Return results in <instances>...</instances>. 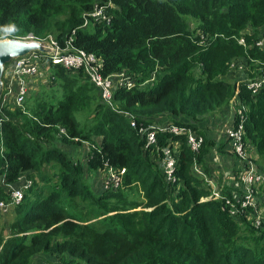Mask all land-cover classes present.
<instances>
[{"label": "trees", "instance_id": "obj_1", "mask_svg": "<svg viewBox=\"0 0 264 264\" xmlns=\"http://www.w3.org/2000/svg\"><path fill=\"white\" fill-rule=\"evenodd\" d=\"M108 4L109 22L91 21L82 27L94 7ZM10 25L14 31H6ZM262 27L264 0H0V39L31 35L63 47L71 38L74 48L98 58L103 77L125 73L134 85L114 94L113 104L121 111L96 105L99 120L87 130L76 124L73 114L81 91L94 87L83 71L51 65L47 81L60 82L63 91L56 106L37 104L33 115L39 123L19 108L16 122L0 121V193L8 185L17 188L23 174L43 164L54 161L58 168L54 187L43 192L33 184L14 206L8 234L0 231V264H32L44 255L58 264H264V229L241 225L224 201L197 203L210 191H199L203 184L192 174L185 138L160 133L155 146H146L144 134L138 133L146 125L138 118L141 114L188 113L194 119L198 110L214 115L233 105L235 123L240 115L244 120V141L264 165V88L252 99L245 83L235 89L224 80L235 50L248 61L264 62V53L253 47ZM245 29L251 36L242 35ZM241 38L246 48L238 44ZM37 77L42 79L41 70ZM131 112L137 115L136 128L126 114ZM57 128L70 139L87 142L83 167L58 150L59 144L79 143L65 136L55 139ZM93 136L100 137L99 144ZM168 142L180 144L171 184L148 162L151 157L161 161ZM104 168L126 170L120 189L96 190ZM88 175L90 187L81 181ZM38 180L41 185L52 183L42 174ZM135 182L151 207L138 228L131 218L107 216L105 210L108 202L119 199V191L130 190ZM180 182L184 190L177 191ZM2 201H9V193Z\"/></svg>", "mask_w": 264, "mask_h": 264}, {"label": "rangeland", "instance_id": "obj_2", "mask_svg": "<svg viewBox=\"0 0 264 264\" xmlns=\"http://www.w3.org/2000/svg\"><path fill=\"white\" fill-rule=\"evenodd\" d=\"M190 29L193 30L191 25H190ZM243 32L244 33H242V35L245 37L251 36L252 34V32H246V29ZM25 39L26 40L24 41H36L38 43H45V44L50 43V39H34L31 35H27ZM235 51L238 54L235 55L234 59L232 58L233 60L231 59L232 60L231 65L229 67L228 74L224 78V80L227 81L229 84L234 85L235 89H237L241 81H245L250 76L249 73L251 71L253 70L260 71L261 68L251 64L250 61H248V59L242 57V55L239 54L241 50H235ZM12 63L13 61L5 69L7 68L9 69ZM41 73H42V79H39V77H35L33 80L30 81L28 85V94L24 101L25 104L19 108L21 109L22 114L27 115V118L29 120L32 119L33 121H37L38 123L39 120L37 119V117L33 115L36 105L41 103L49 106L51 105L56 106L58 101L61 100L63 97V91L59 86L60 82L51 84L50 79L47 81L50 73L49 71H47V68L45 67L41 68ZM3 80L4 78H2L3 86H2V93L0 94V121L6 120L7 122L9 121L16 122L15 119L16 117L14 116V114L16 113V108L18 107H15L13 104H11V102H13L12 100L13 95L10 96L11 98L6 96L7 94V90L5 87L6 81ZM79 97L80 98L79 101L76 103L77 106L76 109L74 110L73 115L76 124H78L79 126H85L87 127L88 130L89 128H92L99 120L98 116L94 114V110L96 105H98L100 101L97 92L91 86L85 90H82ZM110 108L114 111L116 109L120 110L117 103H115V105L112 104ZM235 112L236 109L234 110L233 105H230L229 107L224 108L223 111H221L220 113L214 115L201 114V112L199 113L198 110L197 111L198 114L194 119L188 113L179 115V117H175V116L170 117L167 114L160 112L153 113V115L141 114L138 116V118H140L141 121L146 122L147 125L150 126L156 125L159 128H166L165 127L166 124L170 121L175 120L176 122H182L187 124L189 129H191L192 132L191 135L195 134L203 138L204 145L198 156L194 158V163L192 165V170H193L192 174L195 178H198V180L203 184L200 187L199 191L201 192L204 190L210 191L207 201H211L214 200L211 197V186L212 188H215V190L218 188L220 194L226 198H230V196L235 195L233 180L239 174L237 170L238 160L231 152H229L228 144L224 136L225 128L233 125V115L235 114ZM126 114H128V116H130L132 120H135V117H137V115L135 116L132 112L130 114L129 113ZM230 115H232L231 118ZM57 129H58V133L55 134L54 137L55 139H59L61 136H65L69 138L63 128H57ZM1 138H0V156L4 150L3 135ZM70 140L74 142H78L79 144H67L64 146L59 144L57 148L59 151L70 157L74 162H77L81 167H83L84 158H86V154H87L88 144L87 142H84L83 140L80 139H74V140L70 139ZM93 140L99 144L100 137L93 136ZM48 143L51 145L50 142ZM244 144L247 145V147L253 149L252 145L249 142L244 141ZM173 145L178 147L180 146V144L172 143V146ZM254 156L255 154H252L251 158L254 159ZM53 162L54 161H52L47 165L43 164L42 166L39 167V170H35L27 174H23L19 179L16 187L23 188L24 186L29 184L26 193L24 192L25 194H27L30 191V188L33 186V184L38 189L43 188V192H45L46 187L47 188L54 187V183L57 181L58 168L52 165ZM148 162L156 170H158V173L160 175L163 176V179L165 180L166 184L173 183L174 181L173 177H171L170 180H168L162 173V167L160 170V165H161L160 160L151 157V159H149ZM256 164L259 167V170L264 175L263 162L259 163L258 161ZM40 174L48 177L49 182L52 183L50 185H41V183H39L38 180V176ZM125 174H126V170L124 169H121L120 172H115L114 170L111 169H108L107 171L105 170V168L102 169L101 176L99 177L101 188L97 187L96 190L104 192L108 188L115 191L120 189L121 185L124 184ZM80 176L82 177V171ZM86 178L88 180L82 178L81 181L85 183L86 186L90 187L89 180L91 179V175H88ZM135 183L137 184H132L130 190L123 189V191L121 192L119 191V199H115L108 202L105 206V210H108L107 216L119 215V219L131 218L132 222L138 228L139 224L141 223L142 216L145 213L150 212L151 207L149 206V201H147V199L144 196V192L140 187V183L138 182ZM182 185L183 183L180 182L177 187V191L179 190V188H181V190L183 189L182 187L184 185L183 186ZM2 186L3 184L0 180V188ZM4 191H5L4 194L3 192L0 193V202L4 198L5 193H8L5 189ZM257 193H259L257 199H259L262 202L261 198H263L264 200V193L260 191L259 192L257 191ZM260 193H262L261 196ZM204 202H206V198L201 197L198 199L197 203L203 204ZM15 207L8 205L6 210L0 209V231L4 230L3 231L4 235L8 234L7 231L8 226L12 223L13 218L15 216V211L13 210ZM70 212L72 214L73 211ZM257 214L258 216L264 219V210L262 209V206L259 208ZM238 217H240L242 220L240 222L241 225H245L249 223L252 228L258 229V227L255 225L254 218H249L248 215L246 216L238 215ZM92 222H96V220H92Z\"/></svg>", "mask_w": 264, "mask_h": 264}, {"label": "built area", "instance_id": "obj_3", "mask_svg": "<svg viewBox=\"0 0 264 264\" xmlns=\"http://www.w3.org/2000/svg\"><path fill=\"white\" fill-rule=\"evenodd\" d=\"M109 7L110 4L107 5V8L98 6L94 7L89 15L84 16L82 27H88L91 21L109 22L110 18L107 11ZM21 40L26 39L24 38ZM49 44L54 50L52 56L33 52L25 58L13 61L12 66L6 71L7 74L3 77V81H6V96L10 97L13 95V102H11V104L15 107L20 108L25 104L24 101L28 94L29 81L37 77L43 66L48 68L52 65L60 66L68 71H83L88 82L96 90L100 102L109 107L112 106L114 94L118 89L130 90L134 87L133 82L130 79L131 76L125 73H117L108 77H103L99 71L100 61L98 58L94 54L74 48L71 38L65 42L63 47L52 41V39H50ZM238 44L243 48H246V42L243 38L238 40ZM253 47L264 53V27L259 29ZM249 60L251 64L261 68L260 71L253 70L249 73L252 74L253 77H248L245 81H241L242 83H245V89L248 91L247 93H250L252 99H254L264 88V62L261 60L259 61L258 59ZM243 109L244 107H241V112L245 113L242 111ZM231 116L232 115H230V118ZM234 117L235 114L233 115V125L225 128L224 136L228 144L229 152H231L238 160L237 170L239 174L233 180L235 195L232 196L231 199L226 198L220 194L218 188L215 190V188H212L211 186V197L214 199L213 201H224L225 206L230 209L229 213L231 215L237 214L239 216L248 215L249 218L254 217L255 225L258 229H264V219L257 214L261 206L264 210L263 198H261L262 202L257 199V196L259 195L257 191L259 192L260 187L264 185V175L256 164L258 159L254 149H251L244 144V120L242 119V116L240 115L237 123H235ZM128 119L130 120V126L136 128V120H132L130 116H128ZM165 127L166 128H159L156 125L150 126L141 124L138 128V133L144 134L146 146H155L157 144L156 136L160 133H168L172 136H183L185 138V147L191 153L192 162L194 163V158L198 156L203 148V138L194 133V135H191L192 132L189 127L182 128L173 124L172 121L168 122ZM252 154H255L254 159L251 158ZM161 155L163 175L168 180H170L171 177H173L174 180L177 168L178 146H172V143L168 142L167 146L161 150ZM28 185L29 184L23 188H14L12 185L6 186L4 189L9 193V201H1L0 209L6 210L8 205L12 207L19 205L23 199L24 192L28 189ZM206 200H208V198H206ZM234 204H239V210L235 208ZM249 210L253 211L254 216L248 212Z\"/></svg>", "mask_w": 264, "mask_h": 264}, {"label": "water", "instance_id": "obj_4", "mask_svg": "<svg viewBox=\"0 0 264 264\" xmlns=\"http://www.w3.org/2000/svg\"><path fill=\"white\" fill-rule=\"evenodd\" d=\"M33 52H39L48 56L54 54L53 48L48 43L45 44L36 41H24L9 38L0 39V94L2 93V78L4 76L5 68L9 66L12 61L25 58Z\"/></svg>", "mask_w": 264, "mask_h": 264}, {"label": "crops", "instance_id": "obj_5", "mask_svg": "<svg viewBox=\"0 0 264 264\" xmlns=\"http://www.w3.org/2000/svg\"><path fill=\"white\" fill-rule=\"evenodd\" d=\"M32 264H58V263L53 257L49 255H44L34 260Z\"/></svg>", "mask_w": 264, "mask_h": 264}, {"label": "clouds", "instance_id": "obj_6", "mask_svg": "<svg viewBox=\"0 0 264 264\" xmlns=\"http://www.w3.org/2000/svg\"><path fill=\"white\" fill-rule=\"evenodd\" d=\"M15 28H16L15 25H10L9 28H8L6 31L11 32V31H14ZM3 77H4V76H3ZM170 117H171V116H170ZM174 121H175V120H174ZM174 121H172L173 124H175ZM142 122H143V121H142ZM136 123H137V122H136ZM144 123H146V122H144ZM146 125H147V124H146ZM175 125H177V124H175ZM175 143H178V142H175Z\"/></svg>", "mask_w": 264, "mask_h": 264}]
</instances>
